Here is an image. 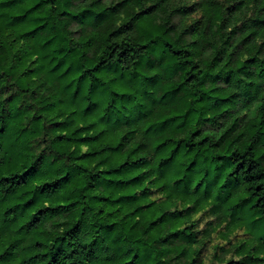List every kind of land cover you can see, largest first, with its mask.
Here are the masks:
<instances>
[{"label":"trees","instance_id":"16d2710c","mask_svg":"<svg viewBox=\"0 0 264 264\" xmlns=\"http://www.w3.org/2000/svg\"><path fill=\"white\" fill-rule=\"evenodd\" d=\"M51 2L0 0V80L12 81L0 89V95L10 93L0 110V219L16 227V236L7 237L9 248L21 249L11 256L15 264H83L81 256L84 260L91 256L92 264H119L120 249L132 240L131 235L121 234L124 232L134 233L137 245L148 235L180 256L187 252L191 264L201 258L202 264H213L221 254L226 264H264V155L255 147L264 143V93L257 91L248 96L243 109L232 106L238 94H227L235 73L250 74L245 69L260 63L259 55L264 53V19L240 18L249 0H234L225 10L227 17L213 0H197L175 9L185 19L198 17L185 29L189 35H198L201 29L209 35L217 20L221 29L229 28L228 39L217 48L207 73L193 63L190 49L165 42L171 56H183V64L191 68L186 83L203 73L204 81L215 85L214 94L224 93L209 97L216 101L213 107L217 115H207L205 127L191 133L193 138L203 136L197 144L191 140L185 143L175 134L191 120L192 109L185 111L183 104L142 117L144 135L152 137L149 141L133 135L138 131L135 125L117 122L109 131L103 123L105 115L98 122L99 108L89 102L80 104L81 97L87 101L86 77L73 61L76 50L65 47L54 26H50L46 9ZM130 3L121 0L115 7L128 8ZM107 11L94 14L103 16ZM141 13L148 15L142 9L137 16ZM90 14L92 8L60 13L72 19ZM237 19L239 23H235ZM138 27L145 36H154L158 31L146 19ZM198 43L192 40L191 46ZM254 48L257 55H249ZM241 61L240 67L231 68ZM176 91L170 88L165 96ZM87 92L91 95L90 87ZM114 95L124 97L130 92ZM10 106H15V111ZM234 130L239 137L247 138L246 150L229 154L222 149L231 147L230 134ZM37 132L41 136L37 137ZM211 132L219 133L215 144L208 143ZM37 138L42 143L52 138L51 163L43 152L34 156ZM205 145L221 149L215 157L220 162L216 178L206 182L205 172L191 193L177 192L174 198H166L167 184L163 179L156 184L153 165L166 169L187 163L182 169L187 173L197 165L195 159L188 162L191 153ZM70 160L78 163L67 168ZM81 172L88 174L86 180ZM101 191L102 195L92 196V203L82 204L85 193ZM76 193L81 199L73 198ZM177 202L184 206L179 207ZM93 210L108 221L92 225L97 233H104L103 237L85 235L84 218ZM55 218H60L63 225L73 219L75 222L53 238L45 226ZM60 227L55 225L53 231ZM143 251L128 248L123 254L130 256L126 264H143ZM0 255L9 253L4 250Z\"/></svg>","mask_w":264,"mask_h":264},{"label":"clouds","instance_id":"9594fccd","mask_svg":"<svg viewBox=\"0 0 264 264\" xmlns=\"http://www.w3.org/2000/svg\"><path fill=\"white\" fill-rule=\"evenodd\" d=\"M128 0H125L127 3ZM197 0H131L128 8H116L115 5L121 3V0H52L46 9L49 15L50 26H54L55 34L64 40L65 47H72L76 50V55L73 61L76 66L84 73L86 77L85 96L81 97L80 104L85 102L92 103L94 108H99L97 113V121L100 122V116L105 115L106 120L103 122L109 131H113V126L119 122L120 125H135L138 131L133 132V135L143 137L145 141L152 139L151 136H145L141 119L145 114L155 115L161 110L171 111L174 107L184 105L185 111L188 108L192 109L191 120L185 127L176 132L177 138L183 137L185 143L188 140L192 144H197L203 136L193 138L191 133L197 128H204V118L209 115H217V109L213 107L215 100L209 99L213 95L224 94L217 91L215 94L212 89L215 87L212 83L204 81L203 73L200 77L188 81L191 75V68L183 64L184 57L179 58L171 56L168 49L165 48V42H170V46L188 48L193 53L191 59L193 63H198L200 68L205 73L209 71L208 65L211 64L216 55L217 48L223 45V42L228 39L229 28L221 29L219 20L216 21L215 28L210 31L209 35L205 36L203 29L198 35H189L185 33V29L193 24L198 18L197 16L184 18L182 13H178L175 9H182L185 3H196ZM219 6L221 11L228 9L229 4L234 0H213ZM75 5V7H72ZM83 8H92L93 14L85 17L72 19L71 17L61 16L62 12L79 13ZM103 16H96L94 13L104 12ZM147 10L148 15L143 13L137 16L141 10ZM264 0H249L243 13L242 19L247 20L251 17L253 20L259 18L264 19ZM135 17V19H133ZM225 17L227 12L225 11ZM148 20L158 29L154 36H145L138 25L142 20ZM129 21H131L129 23ZM237 19L235 23H239ZM250 22V21H249ZM124 25V27H122ZM199 27V26H197ZM256 30V29H253ZM195 31V29H193ZM182 35L184 38L182 39ZM198 41V45L191 46V41ZM151 41H155L152 43ZM259 41H257V46ZM147 45V47H143ZM249 55H257L255 48L248 53ZM260 63L251 66L250 69H245L244 72H236L235 78L231 81V86L228 88L227 94H238L236 104L233 107L243 109L244 103L248 96L259 91L264 93V53L259 55ZM99 65V69L96 66ZM241 64L233 63V70L240 67ZM96 69V70H92ZM227 71V70H226ZM203 81V83H202ZM10 80H0V89L4 88L5 84H10ZM91 88V95H88V88ZM178 89L176 92L165 96V92L170 89ZM129 91V96L118 97L115 92ZM207 93V95H205ZM0 95V110L4 108V99L6 95ZM111 105V107H108ZM79 107V105H78ZM10 110L15 111V106H10ZM200 123H197V121ZM110 121V122H109ZM210 124L212 122H209ZM230 127L231 124L229 123ZM127 131H132L131 128H126ZM226 130V129H225ZM174 129L169 132L171 135ZM246 131V129H244ZM211 139L208 143L215 144L219 133H209ZM41 133L37 132V137ZM239 132L234 130L230 134L231 147L222 149L229 154L233 151L244 152L246 150V137H239ZM251 143L250 140L247 141ZM54 143L52 138H49L47 143H42L41 139L35 140L33 147L34 156H40L43 152L44 156L49 157V163L54 158L52 148ZM258 153L264 155V143L255 145ZM221 149L215 147H197L188 159L197 161L194 170L185 173L182 169L187 168V163L180 165L176 164L173 167L156 169L153 165L154 173L152 178L158 185L163 179L167 188L164 190L167 193L166 198L172 199L177 192L187 191L191 193L196 183L203 178L207 172V181L216 178V168L219 161L215 160L218 152ZM199 153V155H197ZM151 155V154H150ZM67 159V157H65ZM78 161L70 160L67 168L77 164ZM264 164V161L261 162ZM222 171V170H221ZM88 174L81 172V178L87 179ZM159 177L160 179H156ZM184 177L179 184L174 183L175 179ZM149 189L153 188L152 184L148 185ZM99 193H85L86 199L82 204L92 203L93 195H102ZM74 199H81L79 193L73 195ZM179 207L184 205L177 202ZM74 219L70 220L67 225H63L60 218H55L47 224L46 230L53 238L55 235L63 234L65 227H71ZM97 222L107 223L106 218L96 215V211L86 213L84 224L86 228L85 235L95 238L97 235L103 237L104 233H97L92 225ZM60 224L61 227L55 229V225ZM16 236V227L14 224H4L0 219V241L3 242L0 252L7 250L9 255H0V264H15L11 259L12 254L20 251L19 246L13 248L8 247V235ZM122 235H131L132 240L120 249L119 264H126V260L130 256L123 254L128 251V248H143L141 253L143 264H191L192 257L186 252L184 256H180L179 252L163 246L159 242H153L148 235H145L139 245L135 243L137 237L135 234L127 232ZM30 242V241H28ZM111 255V253H107ZM264 255V252H261ZM179 257V259H177ZM202 259L197 261V264H202ZM80 260L83 264H92V257L87 260L81 256ZM213 264H226V258L221 254Z\"/></svg>","mask_w":264,"mask_h":264}]
</instances>
